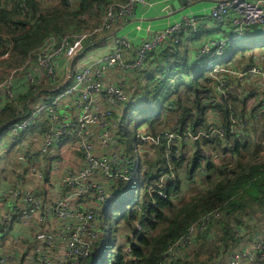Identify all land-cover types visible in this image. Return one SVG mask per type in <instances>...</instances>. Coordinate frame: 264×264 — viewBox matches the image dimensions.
I'll return each instance as SVG.
<instances>
[{"label":"built area","instance_id":"1","mask_svg":"<svg viewBox=\"0 0 264 264\" xmlns=\"http://www.w3.org/2000/svg\"><path fill=\"white\" fill-rule=\"evenodd\" d=\"M37 1L47 6L58 2ZM162 1L169 5L173 0ZM78 2L67 0V5L75 9ZM157 2L159 0H112L104 5L101 16L92 27L51 33L40 45L28 51L21 66L0 71V116L10 109L18 118L22 117L8 130L19 137L36 122L46 120L42 150L47 151L72 137L83 159L82 166L67 167L61 177L63 189L48 207L59 223L38 236L42 246L31 256V264H82L88 259L100 238L101 210L108 199L119 192L122 182L132 179L136 170L142 173L154 170L160 152L164 161L159 165L157 179L149 185L147 195L135 205L136 214L143 213L154 202V195L169 197L179 204L183 199L184 183H196L199 178L212 176L213 170L217 173L227 165L215 163L218 152L226 149L235 155L237 141L251 143L256 131L264 132V56L254 58L247 66L227 60L226 56L235 41L264 30V0H215L209 6L208 15L219 32L199 43L195 57H204V64L213 78V94L208 103L215 105L218 99L229 95L237 97L229 104V122L225 124L219 112L211 109L207 114V127L196 131L191 126L183 131L176 130L177 126L155 132L140 130L132 146L135 157L131 156L120 133V119L117 117L129 100L126 83L124 80H107L108 72L127 73L145 67L152 53L181 43L187 29L198 32L202 19L195 12L182 14L162 27L149 28L148 36L135 44L131 37L122 33V29L135 19L138 7H153ZM6 5L7 0H0V13ZM24 11L29 13L26 5ZM106 39H110L111 48L99 57L89 56L91 52H87ZM8 41L0 61L11 55L13 41ZM131 50L133 54L130 56ZM83 54L89 60L77 70L70 71V64ZM65 69L68 70L60 86ZM20 81L26 84L22 94L34 92L35 95L40 93V84L49 81L56 85L50 90L55 96L33 105V96L21 97ZM258 81L263 84L259 86ZM249 99L252 101L248 106L245 103V108L240 109L239 105L244 107V101ZM172 104L166 103L169 112H175ZM196 140L206 147L214 164L201 163L190 178L180 180L173 162L174 155L184 145ZM56 167L53 163L52 168ZM171 182H178L179 189L169 194L166 187ZM2 194L23 202L25 217L38 213L41 221L46 219L42 214L44 200L32 189L11 187ZM13 217V213L6 212L0 218V235L8 232ZM223 217L224 212L220 209L199 217L166 248L158 264H175L189 259L202 235L214 241L213 225ZM134 226L137 231L143 230L138 219ZM233 234L234 242L225 253L228 264H264L263 227L247 231L236 224ZM137 243L136 237L130 234L123 248L124 264L139 263L133 252V244ZM11 258L12 255L0 251V264H9Z\"/></svg>","mask_w":264,"mask_h":264},{"label":"trees","instance_id":"2","mask_svg":"<svg viewBox=\"0 0 264 264\" xmlns=\"http://www.w3.org/2000/svg\"><path fill=\"white\" fill-rule=\"evenodd\" d=\"M110 1L112 0H79L73 15L81 20L85 16L101 14L104 5ZM10 4L11 7L9 8ZM24 5L29 8V13H25ZM54 7L56 8L55 10L52 7L53 9L43 12L41 3L37 0H7L6 7L0 13V48L3 49L0 50V55L4 53L7 45L4 42L6 39L5 35H10L13 41V52L11 53L10 62L13 59L18 63H23L28 51L40 45L48 35L69 31L68 28H64L65 26L61 21L68 14L67 10L70 8L67 5V0H59ZM16 14L23 15L24 18L18 19ZM263 31L256 32L249 37L264 33ZM236 53L237 49L232 44L226 55L227 60H233L237 55ZM157 55L161 59L156 58L153 66H150L148 71L151 72L148 74L150 75L149 82L156 81L153 88L157 91V95L159 89L166 87L172 77L176 75H187L189 77V82L181 81L177 89V92H179L181 88H184L183 91L191 96V105H184L182 97L179 98L178 107L182 108V111L179 115L176 130L183 131L188 126H191L196 131L200 127H207V114L211 109L219 112L225 124L229 122V104L232 100H236L237 97L229 95L218 99V103L215 105L208 103L207 100L213 94V78L210 70L204 64V57H198L191 62L188 49L182 42L176 46L164 48ZM241 60H237V63ZM240 65L247 66L248 61H242ZM150 69L155 71H150ZM149 87L150 85L144 89L149 90ZM172 90L173 87L168 86L166 93H172ZM167 113H169V110L162 104L157 113L148 117L144 122L151 128H155V125L163 121ZM124 115L125 112L119 121L120 133L131 154L133 152L131 141L134 139L130 136L124 124V120H126ZM20 118L10 109L5 111L0 116V134H3L13 122ZM235 144L233 151L235 153L234 163L225 165L218 170L216 175L209 176L206 186L195 193L185 204L177 206L169 197L164 198L154 195V202L143 213L136 214L134 205L119 215L117 224L121 223L129 229L138 241L137 244H133V252L139 258V263L136 264H158L166 248L177 240L193 222L202 215L217 209L224 212V217L220 223L221 233L217 236L215 250L204 260L200 258L184 259L177 261L175 264H208L227 252L235 238L231 226L232 219L240 220V216L246 214L250 208L264 206V157L253 155L254 157L247 159L244 151H250V142L237 141ZM200 154L201 149L196 152V156ZM161 156L162 152H160L159 159L155 165L157 167L164 161ZM198 159L194 158L193 164L196 165L195 167L200 164V159ZM173 162H175L174 165L177 167L179 164L178 159H173ZM158 172L159 169L152 170L149 173H142L140 170H136L133 173L130 181L138 180L140 186L145 188L143 198L147 195L149 185L157 179ZM127 182L121 183L119 192L110 197L101 210L105 216L104 223L109 227V230L113 226V216L118 208L115 204L124 191ZM178 189V182H171L166 187L169 194ZM117 210L116 212H118ZM136 219L141 222L142 231L135 229L134 221ZM162 222L164 225L156 236L152 237L149 231L155 230ZM109 230H105L99 242V245L102 246V252L97 254L93 250L91 256L83 261L82 264H94L96 261V264H124L123 247H119L114 255L113 253L110 254L111 249L115 247L117 237L115 239L113 233L111 235L107 234ZM97 244L98 242L95 243V247Z\"/></svg>","mask_w":264,"mask_h":264},{"label":"crops","instance_id":"3","mask_svg":"<svg viewBox=\"0 0 264 264\" xmlns=\"http://www.w3.org/2000/svg\"><path fill=\"white\" fill-rule=\"evenodd\" d=\"M174 1L175 0H173L172 3ZM214 1L215 0H188L183 6L176 10H172V8H170L171 3L167 5L162 0H159V2H157V4L153 7L140 6L137 9L135 19L127 27L122 29V33L131 37L133 42L138 44L148 36L149 28L162 27L177 20L178 17L185 13H198L202 16V19H200L201 24L199 32L195 33L194 31L187 29L185 33H183L182 39V44L187 47L190 56L189 60L192 62L194 58L196 59L195 51L198 48L199 43L205 37L219 32V30L215 27L214 22L208 15L209 6ZM110 48V39H106L87 53L91 52L89 56L91 55L96 58L107 52ZM161 51L151 54V57L154 56V60L149 63L151 60L150 57L148 66L153 64L156 58L161 59V57H158L157 55ZM84 54L78 57L73 64H70V71L74 68L77 70L81 64L89 60V58L85 57ZM132 54L133 50L129 52L130 56ZM233 60L237 62L235 59ZM247 61L250 63V61L252 62L253 60ZM145 67L133 72L140 71ZM67 70L68 69H65L61 75L60 86L63 85L62 80L64 79ZM122 73L124 72L117 70H114L111 73L108 72L106 79L123 81V78L125 77L124 75H121ZM135 80L136 77L131 79L128 84L127 81L124 80L128 89L127 91H130V88L134 85ZM19 84L21 85L19 88L21 97L25 98L26 96H33V105L49 100L55 96V93L50 90L55 88L56 85L50 83L49 81L46 85L40 84V93H38V95H35L34 92H26L22 94V92L25 91L26 84L24 81H20ZM257 84L261 86L263 82L258 81ZM179 95V98L182 97L181 99L183 100L184 105H191L190 95L186 94L183 90L179 91ZM251 101V99L247 100V102L244 101V107L239 105V108H245V103L247 104L246 106H248ZM122 115L123 111H120V113L118 112V119L121 120ZM178 120L179 113L169 112L163 121L155 125V128H151L148 124H146L144 130L149 129L155 132L171 129L177 126ZM45 125L46 120L40 121L38 124L32 126L28 132L19 137L15 136L10 130H8V128L3 132V134H0V218L4 216L6 212L14 214V217L9 223L8 232L0 235V251L12 255L9 264H31L29 262L31 256L40 250L42 246L38 236L41 233L54 229L59 223L58 219L51 213L48 207H50L63 189L61 177L65 169L67 167L77 168L83 164V159L79 155L78 145L75 143V138L68 137L66 141L52 146L47 151L42 150L41 145L46 128ZM263 133L256 131L253 140L261 138L264 140V137L262 136ZM261 144H259V146H261ZM199 149H201L200 155H202L203 149H205L208 154L206 147L201 142L199 147L195 142L184 145L175 153L174 159H178L179 163L176 167V171L180 180L188 179L192 176L196 168L193 161L196 156V152ZM207 156L208 160L205 162L198 159L200 164H208L210 162L214 164V162L210 160L209 154ZM234 160L235 155H233V153H229L226 149H223L218 152L215 163L220 165L230 164L234 163ZM53 163L57 166L54 169L52 168ZM155 169H158V167L155 166ZM214 175H216V170L212 171V176ZM207 178L208 176L199 178L196 183H184L185 191L183 193L182 202L176 205L180 206L188 202L191 199L189 198L191 195V193H189V189H198V187L201 188L202 183L206 182ZM11 187H19L21 189L30 188L40 195L44 200L45 207L42 214L45 215L46 219L41 221L38 213L31 217H25L24 212L26 210V205L19 200L8 199L2 194V191ZM221 221L222 219L216 221L213 225L216 240L213 241L209 239L207 235L198 237L194 251L191 252L192 254L189 259H192L197 251L199 252V257L201 259L204 258L205 253L211 252V246L215 247L217 236L221 233ZM236 224L242 225L247 231L257 229L261 230V227L264 229V214L262 213V207L250 208L246 214L240 216V220L235 218L232 219V229ZM123 228L126 230L125 227ZM125 242L126 241L124 239L123 244ZM57 250H60V248L57 247ZM218 262L219 264H228L225 254H223V256H221L218 260L212 261L209 264H218Z\"/></svg>","mask_w":264,"mask_h":264},{"label":"rangeland","instance_id":"4","mask_svg":"<svg viewBox=\"0 0 264 264\" xmlns=\"http://www.w3.org/2000/svg\"><path fill=\"white\" fill-rule=\"evenodd\" d=\"M58 2H59V0H58ZM58 2H56V3L58 4ZM10 7H11V4L9 5V8ZM41 9L43 10V12H47L51 9L55 10L56 8L54 7V5L47 6L46 4L41 3ZM67 11H68V14H66L65 17H63L61 21H62L63 25L65 26L64 28L65 29L68 28L69 30H71L72 28L73 29L74 28H80L81 29V28L92 27L97 22L99 17L101 16V14H98L95 16H85V17L81 18V20H80L79 18H76L77 16L73 15V13L75 11L74 8L70 7V8H68ZM16 17L18 19L24 18L23 15H19V14H16ZM5 36H6V39L4 40V42L6 44H8L9 43L8 40H11V36L10 35H5ZM233 46L236 47V49H237V53H236L237 55L234 57V59L236 61L242 59L240 62H238L239 64L240 63L242 64V61L245 62V60H254V58H261V56L264 55V33L255 34V35L248 37L244 40H238V41L233 43ZM0 50H3V49L0 48ZM12 52L13 51H11V53ZM10 57H11V55H10ZM10 57L7 60H1L0 61V71L5 72L6 69L17 68L23 64V63H18L13 59H12V62H10L11 61ZM153 60H154V56L151 57V60L149 63H151ZM150 66H153V64H151L149 66L147 65L144 69L137 71V72H127V73L121 74L122 76L124 75L125 78H123V79L127 81V84L130 82L131 79L136 77V80L134 81V85L131 86L130 91H128L129 100L123 109V113L125 112L124 117H126V120H124V122H125L124 124L126 125V128L129 131L130 136L133 139H135L138 131L145 129L146 123L144 122V120H146L148 117H151L152 115L157 113V111L162 107V104H163V106L166 107L167 102H168V104L173 103L172 105L175 106V112L180 113L182 111V108L178 107V101H179L180 95H179V92H177V89H178L181 81L182 82L183 81L189 82V77L187 75H184V76L183 75H176V76L171 78V81H169V85H167L165 87V89L164 88H161V90L159 89V92L157 95L156 94L157 91H155L153 88V85L155 84L156 81L155 82H149L150 75H148V74H150L151 72H148V71H149ZM145 70H147V72H145ZM150 71H155V70L150 69ZM44 85H46V84H44ZM149 85H150L149 90H145L144 88L146 86H149ZM245 85L249 87L248 83H246ZM168 86L173 87L172 93H170V92L166 93ZM180 90H184V88H181ZM256 95H258V93H256ZM39 122L40 121L36 122L34 125L38 124ZM262 136L264 137V133ZM64 141H66V140H64ZM131 142H132L131 143V148H132L134 140ZM261 143H263V144H261ZM259 144H261V146H259ZM250 145H251L250 151H248V152L244 151V153L246 155L245 157L247 159L254 157L253 155H256L258 157H262V156L264 157V140H262V138L253 140L252 144L250 143ZM207 155L208 154H207L206 150L203 149L202 155L196 156L195 159L199 158L201 161L205 162L206 160H208ZM131 156L134 158L135 154L132 152ZM207 181H208V178L206 179V182L202 183L201 188L198 187V189H196V188L189 189V193H191L189 198H191L195 193H197L201 189H203L206 186ZM144 194H145V188L140 186V183L138 182V180H133V181L126 183V187H125L124 191L118 197V200L115 204V206L116 205L118 206V208H117L118 210L116 209L118 212H116V210H115V213L113 216V226L111 227L110 230H109V227L107 225H105V223H104L105 216H104L103 212H101L102 232H101V237L97 241L98 244L96 245V247L94 249V253L100 254L102 252V249H101L102 246L99 245V242L101 241V238L103 237V235L105 233V230H109L107 232V234H109V235H111L113 233L115 239L117 237V240L115 242V247H113L111 249L110 254L113 253V255H114L119 247L124 248L126 242L129 239V235L132 233L126 227H125L126 228V230H125L123 228L124 226L121 223H118L119 225L117 224L119 215L124 210L130 209L131 207H133L137 203L142 202ZM113 204H114V202H113ZM163 225H164L163 222L160 223L159 226L155 230L149 231V234L152 237L156 236V234L159 232L160 228ZM110 231H111V233H110ZM127 232H128V234H127ZM124 239L126 242L123 244ZM215 248L216 247L211 246V249H212L211 252L205 253V256L203 259H201L199 257V252L197 251V253L192 257V259L200 258L201 260H204L207 258V256L209 254H211L215 250ZM213 261H215V260H213ZM211 262L212 261H210L209 263H211ZM96 263H97V261L94 264H96ZM218 264H219V262H218Z\"/></svg>","mask_w":264,"mask_h":264},{"label":"water","instance_id":"5","mask_svg":"<svg viewBox=\"0 0 264 264\" xmlns=\"http://www.w3.org/2000/svg\"><path fill=\"white\" fill-rule=\"evenodd\" d=\"M188 0H175L173 3H171V7L172 10H176L178 8H180L181 6H183ZM170 10V9H168ZM196 145L199 147V140L195 141Z\"/></svg>","mask_w":264,"mask_h":264}]
</instances>
